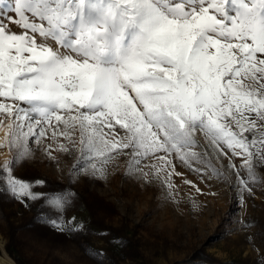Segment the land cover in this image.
Listing matches in <instances>:
<instances>
[{"label": "snow or ice", "instance_id": "snow-or-ice-1", "mask_svg": "<svg viewBox=\"0 0 264 264\" xmlns=\"http://www.w3.org/2000/svg\"><path fill=\"white\" fill-rule=\"evenodd\" d=\"M0 131V194L61 233L86 231L63 219L75 194L16 175L45 138L78 175L123 157L172 188L178 160L243 201L264 187V0H0Z\"/></svg>", "mask_w": 264, "mask_h": 264}, {"label": "rangeland", "instance_id": "rangeland-1", "mask_svg": "<svg viewBox=\"0 0 264 264\" xmlns=\"http://www.w3.org/2000/svg\"><path fill=\"white\" fill-rule=\"evenodd\" d=\"M50 142H31L33 156L16 175L45 181L36 190L48 196L74 193L63 219L74 217L86 231L54 230L45 223L53 216L47 205L25 206L0 194V240L15 264H264V187L241 201L229 175L202 179L178 160L181 175L172 177V188L163 175L151 182L127 175L123 157L103 175L85 177L72 172L76 153L49 160L44 149ZM12 156L8 152L0 164Z\"/></svg>", "mask_w": 264, "mask_h": 264}, {"label": "bare ground", "instance_id": "bare-ground-1", "mask_svg": "<svg viewBox=\"0 0 264 264\" xmlns=\"http://www.w3.org/2000/svg\"><path fill=\"white\" fill-rule=\"evenodd\" d=\"M4 132L0 134V140L3 139ZM7 150H0V158L4 159L7 158ZM0 264H15L12 258L9 256V254L5 251L3 248V243L0 240Z\"/></svg>", "mask_w": 264, "mask_h": 264}]
</instances>
